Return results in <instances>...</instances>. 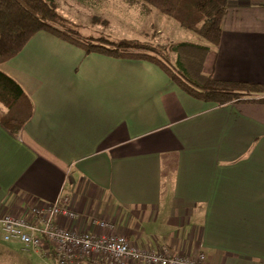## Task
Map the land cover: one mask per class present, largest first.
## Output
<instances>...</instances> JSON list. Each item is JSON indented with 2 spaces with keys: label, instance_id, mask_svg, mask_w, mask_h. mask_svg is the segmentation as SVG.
<instances>
[{
  "label": "crops",
  "instance_id": "1",
  "mask_svg": "<svg viewBox=\"0 0 264 264\" xmlns=\"http://www.w3.org/2000/svg\"><path fill=\"white\" fill-rule=\"evenodd\" d=\"M0 70L32 104L18 136L0 124V215L31 219L65 195L75 216L60 227L264 264V103L200 101L153 63L84 56L44 31ZM204 70L264 84V0H228ZM45 254L0 233V264H56Z\"/></svg>",
  "mask_w": 264,
  "mask_h": 264
},
{
  "label": "trees",
  "instance_id": "2",
  "mask_svg": "<svg viewBox=\"0 0 264 264\" xmlns=\"http://www.w3.org/2000/svg\"><path fill=\"white\" fill-rule=\"evenodd\" d=\"M101 7L106 0H74ZM150 13L156 9L174 20L197 41L158 45L152 41L85 36L62 16L56 0H0V64L14 57L39 31L79 47L84 56L97 53L113 58L145 60L158 66L187 95L204 102L264 103V84L215 78L204 70L208 53L221 37V20L228 0H121ZM157 32V31H156ZM0 124L18 136L32 114V104L20 85L0 70Z\"/></svg>",
  "mask_w": 264,
  "mask_h": 264
},
{
  "label": "built area",
  "instance_id": "3",
  "mask_svg": "<svg viewBox=\"0 0 264 264\" xmlns=\"http://www.w3.org/2000/svg\"><path fill=\"white\" fill-rule=\"evenodd\" d=\"M69 198L59 195L46 206L30 208L33 217L0 215V233L4 241H17L25 251L50 252L56 264H206V254L175 255L167 245L139 249L120 234L96 235L60 227L57 217L72 218ZM108 227L109 223L100 222Z\"/></svg>",
  "mask_w": 264,
  "mask_h": 264
},
{
  "label": "rangeland",
  "instance_id": "4",
  "mask_svg": "<svg viewBox=\"0 0 264 264\" xmlns=\"http://www.w3.org/2000/svg\"><path fill=\"white\" fill-rule=\"evenodd\" d=\"M56 4L59 13L85 36L129 38L152 41L158 45L197 41L193 34L156 9L144 13L139 7H128L121 0H106L101 7L79 5L74 0H56Z\"/></svg>",
  "mask_w": 264,
  "mask_h": 264
}]
</instances>
